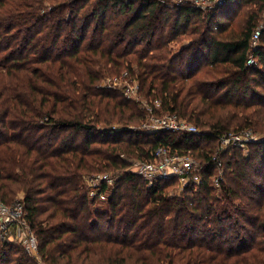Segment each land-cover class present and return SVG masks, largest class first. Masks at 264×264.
<instances>
[{
    "label": "trees",
    "instance_id": "obj_1",
    "mask_svg": "<svg viewBox=\"0 0 264 264\" xmlns=\"http://www.w3.org/2000/svg\"><path fill=\"white\" fill-rule=\"evenodd\" d=\"M263 11L264 0L219 11L191 0H0V201L23 203L43 264H264V34L257 64L246 63ZM123 72L151 114L199 133L142 129L147 110L103 85ZM240 130L263 141L219 149ZM159 146L190 152L201 180L175 194L176 177L148 185L130 170ZM99 174L112 180L97 190L104 206L86 184ZM0 264L39 262L0 243Z\"/></svg>",
    "mask_w": 264,
    "mask_h": 264
},
{
    "label": "built area",
    "instance_id": "obj_2",
    "mask_svg": "<svg viewBox=\"0 0 264 264\" xmlns=\"http://www.w3.org/2000/svg\"><path fill=\"white\" fill-rule=\"evenodd\" d=\"M225 0H191L193 7L200 9L212 8L209 2H215L221 4ZM264 34V11L262 12L261 19L257 26L251 33L249 40V55L247 58V65H256L257 60L254 52L259 47L261 36ZM128 84V83H127ZM103 85L110 87L121 88L124 95L127 98L134 99L132 94L134 93L130 85L122 83L121 81L110 82L107 81ZM157 107L158 103L154 102ZM149 114L146 121L141 125V128L147 131H166L170 133H195L198 134V128L191 122L177 117L175 114L163 113L160 115L151 114V109L148 108ZM263 141L258 135L254 134L250 130H240L238 132H231L223 134L219 138V149L225 151L231 147H238L247 150L249 143ZM150 158L140 159L134 158L130 161V170L140 177L148 185L160 179H166L170 177H176L178 183L181 185L186 184L189 181L198 183L200 181L197 175L199 174L200 163L190 154L186 152L183 154L173 153L166 147L159 146L150 152ZM213 161L220 168L221 161L217 155L213 156ZM102 180H106L108 185L112 184L111 178L108 175H96L94 177H88L86 184L89 187V195L91 197L97 195L99 200H104L107 197V193L97 192L98 187ZM23 206L19 202H14L11 206L5 205L0 201V241H4L13 233L16 240L21 242L28 250L35 252L36 236L34 231H31V227L27 221L26 215H24ZM32 248V249H31ZM36 254V252H35Z\"/></svg>",
    "mask_w": 264,
    "mask_h": 264
},
{
    "label": "rangeland",
    "instance_id": "obj_3",
    "mask_svg": "<svg viewBox=\"0 0 264 264\" xmlns=\"http://www.w3.org/2000/svg\"><path fill=\"white\" fill-rule=\"evenodd\" d=\"M225 2V1H224ZM224 2H222L221 4H216L215 2H209L210 3V5H212V8H215V11H219V9H221V7H223V5H224ZM255 4H253L252 5V8L253 9H255V10H257V5H255ZM208 9H211V8H208ZM128 75H127V73L126 72H123L122 74H120V75H113V76H108V77H105V78H103V80H102V82L103 83H106L107 81H110V82H114V81H121L122 83H124V84H126L127 86H129L130 85V88H131V90L134 92L133 94H132V97H134V99L135 100H137L138 102H139V104L143 107V108H145V110H147V112H146V117L148 116V112H149V110H148V108H150V106H149V104L147 103V101L144 99V98H142L140 95H139V88H138V83H137V81H135V80H130L129 79V77H127ZM128 83V84H127ZM113 87V86H112ZM114 88H118V87H114ZM124 93V92H123ZM155 103L157 102L158 103V106H159V101L158 100H155L154 101ZM153 102V103H154ZM157 106V107H158ZM151 109V108H150ZM160 115V114H159ZM246 152V151H245ZM195 158V157H194ZM199 162V161H198ZM221 171V170H220ZM222 172V171H221ZM221 172H219V177H215L214 179H213V183H214V185H215V187H218L219 186V183H220V178L222 177V174H221ZM197 177L199 178V174L197 175ZM201 180V179H200ZM183 186L184 185H181L180 183H178V185L176 186V188L172 191V193H175V194H178L180 191H181V189L183 188ZM109 194H107V196H108ZM91 197V196H90ZM21 199V195H19V200ZM99 200V199H98ZM107 200V197L104 199V200H99V201H101V203H97L98 205H102V206H104L105 204V201ZM20 204H22V206H23V203H21L20 201H18ZM12 204H14V202L13 203H9V204H7V203H5V205H8V206H11ZM97 207H99V206H97ZM23 208H24V206H23ZM23 211H24V215H26V212H25V209H23ZM31 231H34L32 228H31ZM13 233H11V235H9V237H7V239L6 240H4V241H0V243H15V244H18L19 246H21L23 249H24V251L29 255V256H31V257H34V258H36L37 259V261L39 262V264H43V262L41 261V258H40V256H39V251H38V243H37V236H36V234H35V232H34V234H35V236H36V244H37V247H36V250H35V252H36V254H35V252H33L32 250H28L21 242H19L18 240H16V238H15V236L14 235H12Z\"/></svg>",
    "mask_w": 264,
    "mask_h": 264
}]
</instances>
